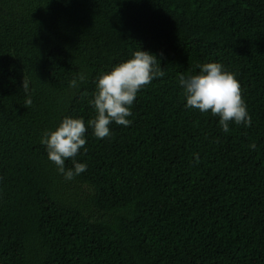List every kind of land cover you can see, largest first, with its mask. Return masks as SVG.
Wrapping results in <instances>:
<instances>
[{"label": "trees", "instance_id": "16d2710c", "mask_svg": "<svg viewBox=\"0 0 264 264\" xmlns=\"http://www.w3.org/2000/svg\"><path fill=\"white\" fill-rule=\"evenodd\" d=\"M140 48L164 75L128 127H87L65 180L42 134L87 126L98 75ZM208 62L250 126L185 108L178 74ZM0 264H264V0H0Z\"/></svg>", "mask_w": 264, "mask_h": 264}, {"label": "clouds", "instance_id": "9594fccd", "mask_svg": "<svg viewBox=\"0 0 264 264\" xmlns=\"http://www.w3.org/2000/svg\"><path fill=\"white\" fill-rule=\"evenodd\" d=\"M157 57L141 48L131 57L114 65L110 71L99 74L95 80V94L89 105L95 112L93 119L87 122L82 118L64 117L55 130L42 134L40 143L45 146L47 158L56 166L58 174L71 181L87 170V164L75 161V157L86 145L87 127L97 139L111 136L110 125L115 123L128 127L132 116V106L137 93L154 79L164 75ZM195 75L178 74L179 87L185 100V108L196 109L201 113H211L219 117L222 130H229V123L250 126L251 117L247 105L242 99L239 82L218 62L203 63L198 66ZM81 82L83 77L80 78ZM76 87L77 82L73 81ZM25 106L32 104L29 95L30 81L23 79ZM254 149L255 145H251ZM72 160V168L65 167V162Z\"/></svg>", "mask_w": 264, "mask_h": 264}]
</instances>
